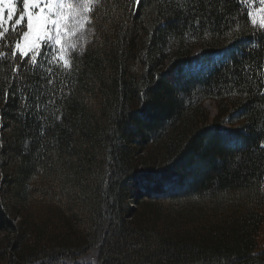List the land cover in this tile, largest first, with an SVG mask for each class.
<instances>
[{"label":"trees","instance_id":"16d2710c","mask_svg":"<svg viewBox=\"0 0 264 264\" xmlns=\"http://www.w3.org/2000/svg\"><path fill=\"white\" fill-rule=\"evenodd\" d=\"M263 6L99 0L15 78L0 41V264H264Z\"/></svg>","mask_w":264,"mask_h":264},{"label":"snow or ice","instance_id":"6c2138e0","mask_svg":"<svg viewBox=\"0 0 264 264\" xmlns=\"http://www.w3.org/2000/svg\"><path fill=\"white\" fill-rule=\"evenodd\" d=\"M98 2L99 0H0V41H4L5 48L11 49L10 56L14 64L11 71L14 78L25 63L35 68L40 65L41 60H46L49 64L54 60H61L63 67L69 69L72 66L69 50H75L76 44L68 43L66 38H79L87 33L88 24L91 23L89 13ZM243 2L247 3L248 0ZM20 3L22 9L18 7ZM140 3L141 0H133L136 7ZM260 3L264 4V0H260ZM258 11L264 12V8ZM247 17L253 27H256L253 12H247ZM196 23L198 25L199 20ZM259 28L264 30V17L259 20ZM9 34H16L14 43L7 41ZM260 35L264 36V31ZM8 56V52L0 51V60ZM48 83L52 84L53 81L50 79ZM9 94L4 93L5 103ZM260 94L264 95V90ZM2 127L0 124V128ZM3 146V141L0 140V150ZM259 146L264 149V142Z\"/></svg>","mask_w":264,"mask_h":264},{"label":"rangeland","instance_id":"374dc122","mask_svg":"<svg viewBox=\"0 0 264 264\" xmlns=\"http://www.w3.org/2000/svg\"><path fill=\"white\" fill-rule=\"evenodd\" d=\"M264 8V6H263ZM264 17V12H256V14L253 15V19H256L257 24L259 25V20ZM84 36L82 37H67L66 39L68 40V43H75L76 46L77 45H81L83 43L84 40ZM71 51V49L69 50V52ZM58 55H60V53H58ZM61 61V60H60ZM63 64V61H61ZM204 107L210 112L211 116H213L215 114V106L213 102L207 101L204 103ZM94 256V252H90L89 254H87V256L84 258L88 261L93 260L92 257Z\"/></svg>","mask_w":264,"mask_h":264}]
</instances>
